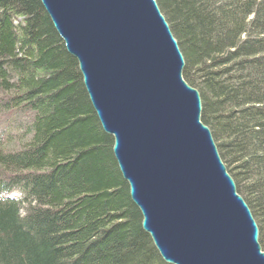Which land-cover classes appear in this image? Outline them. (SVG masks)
Instances as JSON below:
<instances>
[{"label":"trees","instance_id":"1","mask_svg":"<svg viewBox=\"0 0 264 264\" xmlns=\"http://www.w3.org/2000/svg\"><path fill=\"white\" fill-rule=\"evenodd\" d=\"M157 2L264 251V0ZM113 143L41 1L0 0V264H169Z\"/></svg>","mask_w":264,"mask_h":264},{"label":"water","instance_id":"2","mask_svg":"<svg viewBox=\"0 0 264 264\" xmlns=\"http://www.w3.org/2000/svg\"><path fill=\"white\" fill-rule=\"evenodd\" d=\"M78 62L142 227L169 264H264L157 0H40Z\"/></svg>","mask_w":264,"mask_h":264},{"label":"rangeland","instance_id":"3","mask_svg":"<svg viewBox=\"0 0 264 264\" xmlns=\"http://www.w3.org/2000/svg\"><path fill=\"white\" fill-rule=\"evenodd\" d=\"M232 176V175H231ZM234 179V178H233ZM235 181V180H234ZM235 183H236V181H235ZM236 186H237V184H236ZM250 208V207H249ZM254 217V216H253ZM256 220V219H255ZM257 222V221H256ZM258 224V223H257ZM258 227H259V225H258ZM259 233H260V230H259ZM259 241H260V239H259Z\"/></svg>","mask_w":264,"mask_h":264},{"label":"bare ground","instance_id":"4","mask_svg":"<svg viewBox=\"0 0 264 264\" xmlns=\"http://www.w3.org/2000/svg\"><path fill=\"white\" fill-rule=\"evenodd\" d=\"M173 32V31H172Z\"/></svg>","mask_w":264,"mask_h":264}]
</instances>
